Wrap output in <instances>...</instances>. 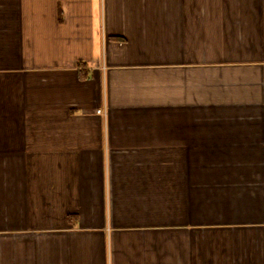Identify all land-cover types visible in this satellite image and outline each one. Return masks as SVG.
<instances>
[{"label": "crops", "instance_id": "0c3cea01", "mask_svg": "<svg viewBox=\"0 0 264 264\" xmlns=\"http://www.w3.org/2000/svg\"><path fill=\"white\" fill-rule=\"evenodd\" d=\"M0 264H264V0H0Z\"/></svg>", "mask_w": 264, "mask_h": 264}, {"label": "built area", "instance_id": "2783aa9c", "mask_svg": "<svg viewBox=\"0 0 264 264\" xmlns=\"http://www.w3.org/2000/svg\"><path fill=\"white\" fill-rule=\"evenodd\" d=\"M98 112H100V110H97Z\"/></svg>", "mask_w": 264, "mask_h": 264}]
</instances>
